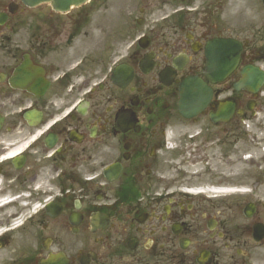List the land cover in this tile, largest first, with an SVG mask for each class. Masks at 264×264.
I'll return each mask as SVG.
<instances>
[{
  "label": "flooded vegetation",
  "instance_id": "obj_1",
  "mask_svg": "<svg viewBox=\"0 0 264 264\" xmlns=\"http://www.w3.org/2000/svg\"><path fill=\"white\" fill-rule=\"evenodd\" d=\"M103 1L61 14L0 0V264H39L50 251L64 252L69 264H264V202L256 192L264 184L209 199L185 193L183 176L165 177L188 151L171 150L187 143L177 88L159 81L175 63L183 66L177 77L200 72L203 52L194 41L203 45L223 29L245 44L242 65L264 69L262 0H199L194 7L169 0L172 6L153 13L147 50L126 52L117 26L108 53L110 31L124 14L95 17L113 10ZM120 63L133 71L128 86L112 79ZM88 67L81 78L77 72ZM240 77L239 66L230 90H218L188 122L200 126L202 151H214L223 171L240 165L237 157L264 135V86L236 90ZM43 83L47 89L35 86ZM220 101L231 117L214 123ZM110 164L120 168L112 179L102 174ZM97 214L108 221L105 230L93 231Z\"/></svg>",
  "mask_w": 264,
  "mask_h": 264
},
{
  "label": "water",
  "instance_id": "obj_2",
  "mask_svg": "<svg viewBox=\"0 0 264 264\" xmlns=\"http://www.w3.org/2000/svg\"><path fill=\"white\" fill-rule=\"evenodd\" d=\"M30 1H34L35 3L37 1H42V0H30ZM54 1L59 2L60 4H63V5H69L71 3H78L81 0H54Z\"/></svg>",
  "mask_w": 264,
  "mask_h": 264
},
{
  "label": "rangeland",
  "instance_id": "obj_3",
  "mask_svg": "<svg viewBox=\"0 0 264 264\" xmlns=\"http://www.w3.org/2000/svg\"><path fill=\"white\" fill-rule=\"evenodd\" d=\"M135 1H139V0H135ZM151 6V5H150Z\"/></svg>",
  "mask_w": 264,
  "mask_h": 264
}]
</instances>
